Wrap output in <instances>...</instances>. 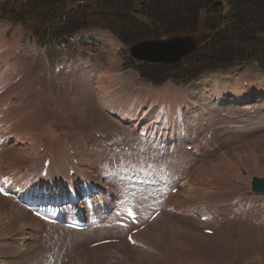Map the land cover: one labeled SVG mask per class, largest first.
Here are the masks:
<instances>
[{
	"label": "rangeland",
	"instance_id": "rangeland-1",
	"mask_svg": "<svg viewBox=\"0 0 264 264\" xmlns=\"http://www.w3.org/2000/svg\"><path fill=\"white\" fill-rule=\"evenodd\" d=\"M38 3L39 0H0V83L4 88L0 87V104L8 106L13 103L11 100L14 97L31 98L35 94L37 106L48 113V121L44 126H49L44 129H50V125L56 121L61 122L63 130L59 129V133L67 136H61L58 142L67 139L66 146L73 148V152L76 146L79 148V155L75 152L76 158L79 163L80 159L84 161L82 167L91 164L90 178L100 177L106 184L110 182L108 186L113 188L116 202L122 204L116 206H128L131 201L139 205L142 219L145 217L142 225L153 212L165 208L164 213L146 229L160 222L155 226L157 228L140 231L135 236L134 247L125 242V236L140 225L130 229L102 228L80 234L61 226L52 228L37 222L39 227L32 232V240L24 244H20L24 240L22 237L17 238L20 237L18 232L7 231L3 234L0 231V264H264V196L251 192L253 178H264V70L250 65L235 66L227 71H204L205 67L202 74H192L190 71L185 77L184 70L190 63L173 67L136 61L131 48L137 43L127 44L121 35L106 30L105 26L109 25L101 16H92L85 21L87 27L69 32L67 25H62L60 29L56 27L62 21L67 22L66 19L52 21V12L47 7L37 8ZM29 6L33 10L31 14L26 13ZM83 9L77 6V10L82 13ZM230 10L224 7L215 15H219L218 18L230 16ZM17 13L25 21L23 25L14 20ZM134 19L146 21L140 15ZM230 20L231 17L225 20L220 31L228 32ZM209 29L204 21H200L192 26L189 34H164L154 40L168 41L191 35L198 42L197 48L202 49L209 38L218 35V32ZM259 37L264 40V32ZM154 40L144 38L138 43ZM8 47L12 48L15 60L25 61L28 69L19 70L12 62H4V52ZM236 48L246 50L243 51L244 55L252 63L250 57L246 56L248 50L254 49L251 43H243ZM255 50L264 52V43L255 44ZM194 57H191L193 61ZM255 57L258 58L257 63L264 62V53L256 54ZM22 74L30 77L26 87L16 84L20 83ZM187 80L190 81L184 83ZM8 81L9 89H5L4 85ZM244 82L250 84L245 88ZM249 85L256 86L254 88H258V91L254 89V93L260 96L252 100L246 97L247 100L241 104L230 103L231 93L227 98L215 96L213 99L207 91L217 92L218 87L222 93L243 91L246 96L251 90ZM102 101H107V104H102ZM7 106L2 108L6 109ZM129 108L137 109L138 117L144 115L148 122L158 123L157 129L170 130L172 125L184 128L188 143L175 154L168 150L162 153L166 157L155 154L149 156L148 152L153 153L155 148H147L145 141L139 139L133 132L135 128L128 123L136 115L127 113L124 122L117 118V112L124 115ZM166 117L174 118L175 122L170 125ZM142 121V125H145L146 120ZM42 130L38 129L40 132ZM51 132L49 130L46 133ZM179 133L178 130L176 134ZM48 143H45L44 149ZM54 145V142L48 144L49 147ZM188 146L193 148L191 152L186 151ZM2 148L0 173L6 174L5 170L11 171L8 157L12 152L8 147ZM44 149L40 148L38 152L43 153L41 150ZM130 164L141 173L130 171L127 168ZM146 166L149 167L146 169ZM26 168L15 169L17 175L12 176V179L25 178ZM200 168L205 178V181L201 180L205 189L209 187L208 194L214 193L219 204L203 210L192 204L188 214L175 218L180 221L175 225L170 218L172 214H169L171 189L183 186L187 177ZM238 171H242V180L233 181L231 178ZM227 198L230 200L227 201ZM23 203L25 201L20 200L19 203L18 199L0 194V221L6 222L2 223L7 224L4 225L5 229L12 219L14 223L19 221V224H23L34 218L24 210ZM17 207L24 217L17 214ZM5 212H10L11 216ZM202 213L208 214L205 216L210 219L208 223L204 224L200 220L204 217ZM162 217L165 219L160 221ZM206 228L212 229L214 236L206 235ZM124 237L122 244L89 247L101 241L121 240Z\"/></svg>",
	"mask_w": 264,
	"mask_h": 264
},
{
	"label": "bare ground",
	"instance_id": "bare-ground-1",
	"mask_svg": "<svg viewBox=\"0 0 264 264\" xmlns=\"http://www.w3.org/2000/svg\"><path fill=\"white\" fill-rule=\"evenodd\" d=\"M1 46V45H0ZM4 49V48H3ZM7 49V48H6ZM3 51V50H2ZM6 51V50H5ZM5 57L3 56L4 62L6 64L12 62L13 65H17L18 68L17 69H21V68H27V65L25 63V61L22 60H15V58L12 55V48L8 47L6 53L4 52ZM20 66V67H19ZM109 72V71H108ZM115 73V72H113ZM108 74V73H107ZM106 74V75H107ZM110 74V73H109ZM28 75V74H27ZM104 76V75H103ZM98 77V76H97ZM14 79H17V76L13 75ZM30 77L29 76H25V74H22V78L20 80V83H16L18 87H26L28 85V81H29ZM229 81V80H228ZM249 84V83H248ZM9 85L10 82H6L4 87L5 89H9ZM243 86V85H242ZM0 87L3 88L1 86L0 83ZM217 88V92H210L209 90H207L210 94V96L213 98L215 96L217 97H221V96H225L226 98L228 97V95L231 93L232 95H230V103L231 104H241L242 102H244V100H246L247 95L245 96V94L243 93V91L241 92H236V91H224L223 93L221 92V90H219L218 87ZM242 88V87H240ZM4 89V88H3ZM226 90H229L228 88ZM246 91V90H245ZM244 91V92H245ZM221 94V95H220ZM219 95V96H218ZM184 97V96H183ZM103 98V97H102ZM36 96L35 94H32L31 98H24V97H14L11 101L13 102L12 104H9L8 106L5 104H0V149L2 147H8L9 149H11L12 154L9 155L8 157V161H10L11 163L9 164L11 168L10 172H7L5 169L6 174L0 173L2 175V177L0 180L5 187H7L9 189L10 192H13L14 194V198L15 199H19L18 198V194L19 193H23L25 194L24 197H22L21 201H25V202H30L31 204H33L35 207H37L39 210L44 211L46 213H49L50 215H55L58 216V214L60 212H66L68 214H72L74 212V207L71 204L67 203V200L64 199L63 201H59V200H49L46 197H42L45 196L42 192V190L36 188H33L32 185L33 184H44L45 182H47L48 180H42L40 178V174L42 172H37L33 171V167L40 162V160L43 158V162L45 160L46 153H41L38 152L40 150V148L44 149V145L47 141L50 142H54L55 145L52 147H49L47 144L48 148H45L46 151L50 152L51 156H53V163H52V169L51 171L58 175V174H66L69 176L70 171L71 170H76L78 175L76 176V178L79 177H91L92 176V167L91 164H88L85 167H82V164H84V161L82 159H80V163L79 166L76 167L74 166L73 162H71V150H74L71 147L66 146V142L67 139L64 140L63 142H58V140L61 138V136H67L65 134L62 135V133H59V129L63 130V125H60V121H56L53 124L50 125V129H44L47 128L48 126H44V124L48 121V113L45 112L44 110H41L40 107L37 106L36 103ZM144 99V98H143ZM169 99V98H168ZM214 99V98H213ZM155 101V100H154ZM217 101V100H215ZM103 102V101H102ZM107 102V101H106ZM106 102H103L102 104H107ZM136 103V102H135ZM164 103V102H163ZM177 104V102H176ZM180 104V103H179ZM193 104V103H192ZM6 107V109L2 108V107ZM134 106V104H133ZM132 106V107H133ZM193 106V105H192ZM196 106V105H195ZM112 108V107H111ZM114 109V108H113ZM167 109V108H166ZM180 110V109H179ZM195 110V109H194ZM136 111H138L137 109L134 108H129L127 109L126 113L123 115L122 113H118L117 115H119V119L121 121H125V115L127 113H131V114H135L136 115ZM116 112V111H115ZM201 113V112H200ZM162 114V112H161ZM166 114V113H165ZM168 114V112H167ZM164 115V114H162ZM166 116V115H164ZM133 117V116H132ZM181 118V117H180ZM128 119V118H127ZM159 119V118H158ZM142 120H140L139 123H141L140 125H142ZM181 123V122H180ZM135 129L137 127V124H135L133 126ZM42 128V132L38 131V129ZM183 128H181L182 130ZM31 130V132H30ZM52 130L51 133H46L47 131ZM185 130V129H184ZM195 130V129H194ZM65 131V130H64ZM177 133V132H176ZM178 135V134H177ZM102 136V135H101ZM185 139L181 142L182 144L186 145L188 143V138L187 135H184ZM177 136L174 138L177 140ZM193 142V141H192ZM10 143H12L11 145H9ZM83 143V142H82ZM171 144L169 140L166 141V145ZM171 147L173 146L172 144L170 145ZM154 147V146H153ZM7 148V149H8ZM156 148V147H154ZM3 149V148H2ZM81 149V148H80ZM79 148L77 149V146L75 148V152L77 153V155H79L78 152ZM159 150H161V153H167L168 150L162 149L160 148ZM171 150V149H170ZM181 150H183V145H180L178 150H174V152H170L171 154H175V152H180ZM10 151V150H9ZM43 151V150H41ZM8 152V150H7ZM27 152H29V154H26ZM184 153V152H182ZM1 154V153H0ZM5 154V153H3ZM8 154V153H7ZM245 155V154H244ZM5 156V155H4ZM5 159V158H3ZM4 161V160H3ZM42 162V165H43ZM8 163V162H7ZM225 165V163H223ZM8 165V164H7ZM28 165H32L31 168V174L29 175V177L26 178H16V179H12V176L17 175L15 172V169H19L21 167L24 166H28ZM210 164H208L209 166ZM227 165V164H226ZM236 165V164H235ZM217 166V164H216ZM51 167V166H50ZM213 168L214 164L212 165ZM1 168V167H0ZM43 168V167H42ZM221 168V167H220ZM230 168V167H229ZM3 169V168H2ZM25 169V168H24ZM211 169V168H210ZM227 169V168H226ZM203 170L202 168H200L198 171H195V174H192L193 178L190 181V183L185 186H180L178 188H180V192L178 194L177 197L175 198H170V213L172 214V216L170 217L172 222L177 225L179 224L180 221H177V216L181 215V214H188L189 209L191 208V205L194 204V207H196L199 210H203L206 209V207H211L212 205H218L219 201L215 198L216 195L214 193H211L210 195L208 194L209 192V187L207 189H205V185L204 182L201 180L203 179ZM26 173V172H25ZM220 173V172H219ZM242 171H238L236 173V176H234L233 178H231L233 181L234 180H242L240 178ZM99 174V173H98ZM244 174V173H243ZM242 174V175H243ZM63 175V176H64ZM94 175V174H93ZM104 175V174H103ZM23 176V175H22ZM63 180H66L67 178L63 177ZM16 177V176H15ZM14 177V178H15ZM213 180H215L214 178H211ZM251 179V178H250ZM208 180V179H207ZM92 182V184H94L95 186H97L98 188L102 189L103 191H107V194H113L114 200L116 198L115 193L113 191V188L109 187L108 184L110 185V182L108 184H106L103 179H101L100 177H95V178H90V180ZM205 181V180H204ZM241 182V181H240ZM32 184L30 187H27V185ZM218 184V183H215ZM240 184V183H239ZM214 187V183L212 184ZM216 186V185H215ZM242 186V184H241ZM233 187V186H232ZM238 187V185H237ZM26 188H31V190H29L28 192L25 190ZM222 189H224L222 187ZM228 189V188H227ZM230 189V188H229ZM233 189V188H232ZM238 189V188H236ZM240 189V188H239ZM248 189V187H247ZM220 190V189H219ZM242 190V189H240ZM243 192V191H242ZM123 193V192H122ZM222 194H225L224 192ZM230 194V193H229ZM228 195V194H227ZM32 196V199L30 198ZM188 196V198H187ZM226 197V195H225ZM229 197V196H228ZM186 198V199H185ZM222 198V197H221ZM223 199H224V195H223ZM223 199H221L223 201ZM229 198H227L228 201ZM234 199V196L233 198ZM230 200V199H229ZM221 201V202H222ZM232 201V200H231ZM220 202V204H221ZM225 202V200H224ZM227 203V202H226ZM225 203V204H226ZM167 204V203H166ZM169 206V204H168ZM167 207V206H166ZM18 208V207H17ZM168 208V207H167ZM166 208V210H167ZM2 209V208H1ZM19 209V208H18ZM192 209V208H191ZM5 209H3L4 212ZM7 211V209H6ZM12 213V210H9ZM21 210L19 209L17 211V214L19 216L24 217V214L22 212H20ZM198 211V210H197ZM196 211V212H197ZM193 212V211H192ZM7 214L10 215V212H5ZM168 213V212H167ZM4 214V213H2ZM14 214V212H13ZM175 214V215H174ZM211 214V212H210ZM17 215V216H18ZM166 215V214H165ZM208 215V214H207ZM204 215L202 213L201 216H207ZM5 216V215H3ZM2 216V217H3ZM11 216V215H10ZM13 216V215H12ZM164 216V215H163ZM167 216V215H166ZM14 217V216H13ZM8 218V216H7ZM6 218V219H7ZM18 218V217H17ZM16 218V219H17ZM176 218V219H175ZM1 219V218H0ZM21 219V218H19ZM26 219V218H25ZM165 218L162 217L160 218V221L164 220ZM4 220V219H3ZM23 220V219H21ZM28 220V219H27ZM5 221V220H4ZM10 221V220H9ZM13 221V219H12ZM8 222L9 226H5L6 229L4 228V225L7 224H2V223H6V222H2V220L0 221V231L3 232H10V233H16L18 232V235L20 237L17 236V238H21L24 240V242H21L20 244H24L27 241H31L32 240V232L36 231V228L39 227V224L43 223L41 222V220L38 219H31V221L26 222L24 221L23 224H19L18 223H14V222ZM15 221V220H14ZM170 221V219H169ZM210 221V219H209ZM208 221V222H209ZM39 224H38V223ZM171 222V221H170ZM178 222V223H177ZM160 222H156L155 225H152V227L146 229V231H152L151 229H153L156 225H158ZM160 226V225H159ZM182 227V226H181ZM157 228V227H155ZM162 228V227H161ZM5 229V230H3ZM117 229V228H116ZM183 229V227H182ZM188 229V228H187ZM184 228V230H187ZM178 230V228H177ZM200 230V229H199ZM145 231V232H146ZM189 231V230H188ZM0 232V234H1ZM187 232V231H186ZM4 234V233H3ZM2 234V235H3ZM9 234V233H8ZM7 234V235H8ZM145 234V233H144ZM142 234V235H144ZM161 234V233H160ZM13 235V234H12ZM87 235V234H86ZM226 235V234H225ZM1 236V235H0ZM6 237V236H5ZM143 237V236H142ZM145 237V236H144ZM4 238V237H2ZM7 238V237H6ZM146 240L148 239L147 237H145ZM208 238V237H207ZM1 239V238H0ZM210 239V238H209ZM102 242V241H101ZM144 242V241H143ZM147 242V241H146ZM156 242V241H155ZM12 243V242H11ZM149 243V242H148ZM158 243V242H157ZM150 244V243H149ZM154 244V243H153ZM152 245V244H150ZM155 245V244H154ZM24 246V245H23ZM153 246V245H152ZM151 246V247H152ZM22 247V246H20ZM25 247V246H24ZM150 247V246H149ZM221 247L225 250H228L227 248H225L224 246H218ZM102 248V247H101ZM153 248V247H152ZM19 252L21 251V248H19ZM25 249V248H24ZM148 249V247L146 248ZM216 249V248H215ZM97 250V249H96ZM104 250V249H103ZM151 250V248H150ZM100 251V250H99ZM139 251V250H138ZM146 251V250H145ZM143 251V252H145ZM153 251V250H152ZM172 251V250H171ZM214 251V250H213ZM140 252V251H139ZM150 252V251H149ZM217 253V251H216ZM139 254V253H137ZM148 254V253H146ZM150 254V253H149ZM89 255V254H88ZM226 255V254H224ZM136 256V255H135ZM219 256L222 257V255ZM81 257V256H80ZM75 261V259H73ZM204 260V259H203ZM217 260V259H215ZM73 261V262H74ZM143 261V260H142ZM218 261V260H217ZM217 263V262H216ZM145 264V263H144Z\"/></svg>",
	"mask_w": 264,
	"mask_h": 264
},
{
	"label": "trees",
	"instance_id": "trees-1",
	"mask_svg": "<svg viewBox=\"0 0 264 264\" xmlns=\"http://www.w3.org/2000/svg\"><path fill=\"white\" fill-rule=\"evenodd\" d=\"M74 1V2H73ZM78 1L77 5L75 4ZM39 0L38 7H47L49 12H60L70 10L67 22H60L56 25L58 29L67 25L69 32H76L87 27L85 21L92 16H101L109 25L106 30L122 36L127 44L138 43L144 38L150 40L160 39L162 35H184L189 34L192 26L197 22L204 21L211 32L217 33L216 37L209 38L204 43L205 47L197 49L191 57L184 60V64L190 65L184 70V76L192 71L202 74L206 70H226L233 67L256 65L264 69V62L257 63L256 54L264 53L255 50V44L264 43L259 35L264 32V0ZM222 1L225 6L212 9V6ZM58 2V4H57ZM57 4L56 6H53ZM141 4V5H140ZM76 5V7H75ZM83 7L84 12L75 11ZM224 7L230 8L231 14L218 18L215 13L221 12ZM52 10V11H51ZM82 11V10H81ZM26 13L31 14L29 8ZM138 15L145 18L137 19ZM59 16V15H58ZM211 17V18H210ZM231 17L228 32L220 31L222 24H225ZM58 21L64 19L57 17ZM203 18V20H202ZM90 26V25H89ZM220 33V35H219ZM118 35V36H119ZM143 38H140L142 37ZM127 39H125V38ZM130 40V41H128ZM243 43H251L252 50H248L246 56L250 57L252 63L245 57L246 50H238L236 46ZM236 48V49H235ZM198 52L196 55L195 53ZM200 55L198 58L197 56ZM234 57V59H232ZM264 59V58H262ZM248 60V61H246ZM193 61V62H192ZM255 61V62H254ZM214 67V68H212ZM187 80L185 82H189Z\"/></svg>",
	"mask_w": 264,
	"mask_h": 264
},
{
	"label": "water",
	"instance_id": "water-1",
	"mask_svg": "<svg viewBox=\"0 0 264 264\" xmlns=\"http://www.w3.org/2000/svg\"><path fill=\"white\" fill-rule=\"evenodd\" d=\"M219 5L220 3L216 6ZM197 45L196 39L192 37L173 38L168 41L139 43L131 48V53L140 62L173 66L181 63L185 57L193 53ZM251 190L255 194L264 195V178H254Z\"/></svg>",
	"mask_w": 264,
	"mask_h": 264
}]
</instances>
